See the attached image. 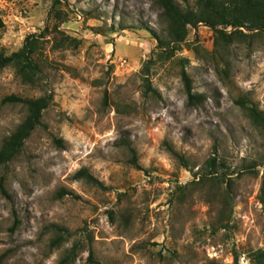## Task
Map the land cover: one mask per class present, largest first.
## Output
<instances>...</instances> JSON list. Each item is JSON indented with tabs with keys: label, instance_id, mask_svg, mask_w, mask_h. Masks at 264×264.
Wrapping results in <instances>:
<instances>
[{
	"label": "rangeland",
	"instance_id": "374dc122",
	"mask_svg": "<svg viewBox=\"0 0 264 264\" xmlns=\"http://www.w3.org/2000/svg\"><path fill=\"white\" fill-rule=\"evenodd\" d=\"M161 10L0 0L6 54L46 27L37 84L0 68V143L26 114L5 96L53 95L0 163V264H264L253 257L264 250V126L236 102L264 114V31L225 40L198 22L159 47ZM182 69L201 102H187ZM81 167L103 186L76 177Z\"/></svg>",
	"mask_w": 264,
	"mask_h": 264
},
{
	"label": "trees",
	"instance_id": "16d2710c",
	"mask_svg": "<svg viewBox=\"0 0 264 264\" xmlns=\"http://www.w3.org/2000/svg\"><path fill=\"white\" fill-rule=\"evenodd\" d=\"M157 3L162 9L160 19L163 21L164 31L167 35V38H165L164 35L155 34L157 46L159 47L171 42L174 46H177L184 40L187 34V26L194 27L198 22L210 26L214 30L216 38H224L225 40H229L234 34H244L241 28L264 31V0H196L194 7L189 5L181 7L175 0H157ZM3 26L4 22L0 15V28ZM226 26H231L232 30L227 31ZM44 30H46V27L40 32L27 34L21 46L9 54L0 50V68L11 65L22 82L37 84L42 74L39 53L42 49L41 36H43ZM181 76L187 93V102L189 104L201 102L204 97L203 94L192 91L190 76L184 69L181 71ZM52 97L51 92H45L35 97H21L15 94L4 97L5 100L22 102L25 105L26 114L13 130L3 137L0 143V163H6L21 150L24 140L41 123L43 110L49 105ZM236 102L246 109L247 115L255 124L264 126V114L261 109L254 105H248L241 97L237 98ZM57 141H60V139H57ZM132 162L136 164L133 157ZM217 162L219 161L213 156L207 160V165L215 171ZM74 175L103 186L102 182L90 173L86 167L79 168ZM2 181L3 177H0V191L10 198V194L3 186ZM261 201L264 205L263 195ZM18 223L19 219L14 217L11 228H15ZM73 248L71 247L68 251H72ZM90 257L91 255H89V259ZM253 257L258 262L263 263L264 250L259 249L253 253ZM234 259H236L235 256ZM205 264L219 263L210 260Z\"/></svg>",
	"mask_w": 264,
	"mask_h": 264
},
{
	"label": "built area",
	"instance_id": "2783aa9c",
	"mask_svg": "<svg viewBox=\"0 0 264 264\" xmlns=\"http://www.w3.org/2000/svg\"><path fill=\"white\" fill-rule=\"evenodd\" d=\"M205 26H207V27H208V25H206V24H205Z\"/></svg>",
	"mask_w": 264,
	"mask_h": 264
}]
</instances>
